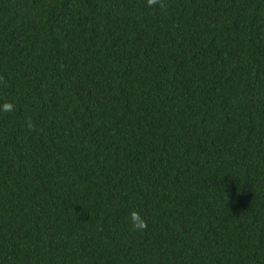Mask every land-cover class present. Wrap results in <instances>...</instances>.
I'll return each instance as SVG.
<instances>
[{
	"label": "trees",
	"instance_id": "1",
	"mask_svg": "<svg viewBox=\"0 0 264 264\" xmlns=\"http://www.w3.org/2000/svg\"><path fill=\"white\" fill-rule=\"evenodd\" d=\"M0 264H264V0H0Z\"/></svg>",
	"mask_w": 264,
	"mask_h": 264
},
{
	"label": "clouds",
	"instance_id": "2",
	"mask_svg": "<svg viewBox=\"0 0 264 264\" xmlns=\"http://www.w3.org/2000/svg\"><path fill=\"white\" fill-rule=\"evenodd\" d=\"M3 110L10 111L11 106H4ZM130 224H131L132 230H135V231H143L147 227L146 222L142 219L140 214L136 212H132L130 214Z\"/></svg>",
	"mask_w": 264,
	"mask_h": 264
}]
</instances>
